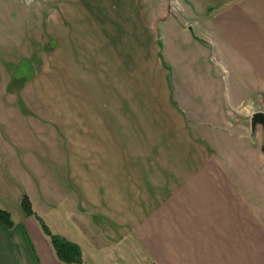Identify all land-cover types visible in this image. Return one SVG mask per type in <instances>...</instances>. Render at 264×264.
<instances>
[{
	"label": "crops",
	"instance_id": "obj_1",
	"mask_svg": "<svg viewBox=\"0 0 264 264\" xmlns=\"http://www.w3.org/2000/svg\"><path fill=\"white\" fill-rule=\"evenodd\" d=\"M56 31L61 64L75 65H60L55 118L71 176L63 220L105 264H264V129L252 132L264 112V0H70ZM163 48L188 74L195 111L174 96ZM22 111L0 106V210L13 222L0 221V264H64L22 207L27 197L72 244L47 196L36 211L37 123ZM239 130L250 147L233 155L222 145Z\"/></svg>",
	"mask_w": 264,
	"mask_h": 264
},
{
	"label": "rangeland",
	"instance_id": "obj_2",
	"mask_svg": "<svg viewBox=\"0 0 264 264\" xmlns=\"http://www.w3.org/2000/svg\"><path fill=\"white\" fill-rule=\"evenodd\" d=\"M69 1L0 0V106L3 107L4 113L12 108L19 110L21 115L26 114L22 110H29L30 114L35 116L37 123L34 125L36 132L35 168L37 178L40 179L37 182L40 186H35V193L32 195L37 208L36 211L40 214L46 213L47 209L43 207V202L46 201L48 204L51 200L52 204L56 205V207L50 208L51 214L53 213L54 218L61 219L65 224L60 232H64L72 244L78 245L83 250L84 258L88 264H105L103 256L95 254L90 244L82 238V233L74 228L70 221L65 222L63 220L66 209L65 207L60 208L61 193L66 189V183L70 187L71 176L69 171L66 173L64 167L66 159L60 152L62 139L58 132L59 121L55 119L56 114L58 115V105L61 103L59 68L61 65L64 68L67 67L68 72H75V65L72 63L74 59L70 61L67 59L66 65L61 64L60 42L56 37L59 32L56 30L58 28L59 9ZM152 1L155 4L158 2L160 4V0ZM161 51H163L165 64H168L174 96L178 98V102L186 110L195 111L197 107L187 93L188 74H184L181 67L176 69L170 61H167V53L171 49L163 48ZM170 59L172 61V57ZM68 92L74 94V90ZM72 95L68 96V103L75 102V96ZM230 112L235 115L234 111ZM196 115L204 118L206 112L205 110L199 111ZM187 116L189 118L188 114ZM30 126L33 128V124ZM19 127L26 131L22 124ZM47 131L50 133L48 134ZM242 135L246 136V133L240 130L234 132L233 136L238 140L222 145V148L233 155L235 152L246 154L250 144L246 143L245 139L244 142L240 141ZM260 137L257 136L259 146L264 150V133L262 134V131ZM66 157L68 158L67 165L68 162L72 163L74 156L68 153ZM249 162L251 163L250 157ZM44 196L50 200L45 199L44 201ZM70 199L72 198L69 196ZM260 199L261 201L264 200V192H260ZM92 255L95 257L94 259Z\"/></svg>",
	"mask_w": 264,
	"mask_h": 264
},
{
	"label": "trees",
	"instance_id": "obj_3",
	"mask_svg": "<svg viewBox=\"0 0 264 264\" xmlns=\"http://www.w3.org/2000/svg\"><path fill=\"white\" fill-rule=\"evenodd\" d=\"M24 212L29 216H35L39 221L45 235L50 239L52 247L59 261L64 264H85L82 253L74 245L67 241H62L57 238L46 225V223L36 216L30 200L25 197L22 201ZM0 221L8 228L13 227L11 215L8 212L0 210Z\"/></svg>",
	"mask_w": 264,
	"mask_h": 264
},
{
	"label": "water",
	"instance_id": "obj_4",
	"mask_svg": "<svg viewBox=\"0 0 264 264\" xmlns=\"http://www.w3.org/2000/svg\"><path fill=\"white\" fill-rule=\"evenodd\" d=\"M253 136L256 133V129H257V125H260L261 127H263L264 129V112H258L256 114L253 115Z\"/></svg>",
	"mask_w": 264,
	"mask_h": 264
},
{
	"label": "built area",
	"instance_id": "obj_5",
	"mask_svg": "<svg viewBox=\"0 0 264 264\" xmlns=\"http://www.w3.org/2000/svg\"><path fill=\"white\" fill-rule=\"evenodd\" d=\"M263 104H264V100H263Z\"/></svg>",
	"mask_w": 264,
	"mask_h": 264
}]
</instances>
